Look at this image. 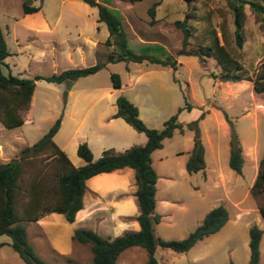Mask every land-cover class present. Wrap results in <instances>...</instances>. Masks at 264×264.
Listing matches in <instances>:
<instances>
[{
	"label": "rangeland",
	"instance_id": "1",
	"mask_svg": "<svg viewBox=\"0 0 264 264\" xmlns=\"http://www.w3.org/2000/svg\"><path fill=\"white\" fill-rule=\"evenodd\" d=\"M98 1L107 4V0ZM154 1H156L153 4L155 20L149 22L150 15L147 8ZM30 3L40 4L38 11L26 13L31 21L37 22L40 19L39 15L42 14L49 19H53L57 14L59 17L51 32L40 33L33 37L30 35V30L26 28L25 23L29 19L23 18L21 0H0V28L8 50V54L3 58L4 63L1 65L4 73L9 69L12 74L29 77L33 73L57 72L56 70L63 65L60 57L67 47V40H59V35H69L74 41L78 27L88 28L91 21L95 20V7L82 0H30ZM110 3L112 6L108 7L117 14L125 32L127 48L135 53H147L161 58L172 56L176 60L175 66L160 65L146 60L106 61L95 72L75 77L70 87L71 92L65 94L64 98L62 97L64 80L54 82L42 78L34 79L31 109L26 114L24 111L27 107L18 111L21 116H26L31 121L26 119L19 125L6 128L0 120V160L17 157L23 145L32 143L41 134L47 119L54 112L57 116L61 110L73 106L76 117L84 116L83 122L79 125L81 129L87 122L95 123L98 103H92L91 99L81 97V95L72 101V92L80 86L89 87L95 83H108V74L112 71L118 73L125 90L133 87V90L137 91L135 99L140 105V114L149 123L160 118L164 120L175 111L172 110L174 105L181 106L184 102L190 103L191 110L181 112L178 119L181 123L195 118L201 109H205V119L197 120L199 138H203V144L207 146V133L213 146L219 147L220 156L224 154L221 145L224 142L216 124V117L218 114L223 116L222 110L224 109L230 115L229 119L236 132L243 157L240 173L235 174L237 177L235 188H238L236 193L240 196V217L232 229L229 228L231 222L225 220V225L219 230L221 235L231 233L237 238V257L227 264H246L248 258L247 226L252 223L262 228L258 242V264H264V217L259 210L260 206L264 208V188L253 192L250 190V175L255 173L258 159L264 155V90L255 91L252 81L245 78L238 79V84H226L225 86V83H230L231 80L219 79L220 67L213 57H205L201 60L194 54L176 53V49L180 46L181 32L174 26L172 20L183 17L186 8L184 0H137L134 2L110 0ZM189 6L194 11L188 18L193 25L190 36L193 44L202 39L204 20L201 15L209 12L212 25L219 35L223 29L227 47L241 64L242 70L254 76L257 69L263 67L264 30L246 5L242 26L243 40L240 47H236L233 43L231 15L224 0H191ZM97 21L102 29L94 33L101 37L102 32H106L107 28L103 21ZM129 22L133 23V29L143 36L142 39L150 38L155 41H137L131 33ZM50 37L53 39L49 40ZM101 43V48H108L106 52H101L96 57L91 54L87 55L83 58L85 64H90L93 59L94 62L101 61L108 51L115 49L113 43L105 44L103 41ZM40 53L44 55L43 59L37 57ZM128 70L133 74L140 73L139 77L132 82V86L127 83ZM205 107L210 108L207 113ZM181 135L178 131H173L172 136L163 141V147H167L173 139L180 138ZM56 140L59 142V139L56 138ZM225 144H228V141ZM205 148L207 164L210 165L213 161L210 151H207L208 146ZM48 151V148L40 151L25 161L21 183L24 187L27 186L23 182L36 174L44 185H56L57 161L50 156ZM190 173L191 177L200 181L201 172L199 170ZM247 186H249L248 192L244 193ZM26 196V192L22 193L21 199L24 200ZM22 222L28 241L47 264H85L91 260V252L87 243L70 240L71 228H69L68 237L64 236L63 249L58 250L52 245L50 238L55 232L60 234V225H51L48 220H39V222L23 220ZM156 230L158 228L154 229V232ZM9 242V236L4 233L0 234V264H26L11 248ZM160 249L174 253L167 248L157 250ZM174 261H170V264L178 263L177 259Z\"/></svg>",
	"mask_w": 264,
	"mask_h": 264
},
{
	"label": "trees",
	"instance_id": "2",
	"mask_svg": "<svg viewBox=\"0 0 264 264\" xmlns=\"http://www.w3.org/2000/svg\"><path fill=\"white\" fill-rule=\"evenodd\" d=\"M41 1V0H39ZM96 8L97 20L103 21L107 28V36L103 40L105 44L115 46L114 50L107 52L105 58L92 64L64 68L48 74L34 73L29 77L18 76L9 71L4 73L0 66V120L6 128L19 125L23 122L19 110L26 108L34 79L42 78L47 81L60 82L64 79H74L77 76L90 74L98 70L106 61L132 60L159 63L161 65L175 66L174 57L161 58L147 53H135L126 46L125 32L120 24V19L111 8L98 0H82ZM134 2L137 0H128ZM186 8L182 18L172 20V23L181 32L180 46L176 49L178 54H194L201 60L205 57H213L220 67L219 79L238 80L250 79L255 91L264 90V63L257 69L254 76L248 75L242 70L241 64L227 47L225 33L220 27V35L211 23L210 13H203L202 28L203 37L196 44L190 40L193 25L189 17L193 14L189 3L184 0ZM147 10L150 15L149 22L155 20L153 16V4ZM229 9L232 22V37L236 47H240L243 40L242 26L244 22V6L246 5L254 14L264 30V0H224ZM40 4H31L30 0H21L23 13L35 12ZM8 54L2 30L0 28V65ZM109 78L113 87L120 85L118 73L110 72ZM115 110L111 116H119L133 128L142 131L145 141L142 144H131L122 150L115 151L112 148H103L100 154L93 158L85 141L76 144V154L84 162L74 166L70 163L63 150L52 140V135L58 128L61 113L32 143L23 145L17 157L0 160V234L4 233L10 238L11 248L26 264H47L33 249L27 239L23 220H36L41 214L55 211L62 213L66 221H72L74 212L81 206V195L84 190V180L88 176L100 172L109 171L122 166L133 169L135 190L134 195L138 206L135 219L138 229L124 230L113 237H103L89 227L75 226L72 228L69 238L79 243H87L91 252L90 264H115L118 253L130 245H139L146 252L144 264H156L155 251L157 248H167L174 252H183L196 240L217 230L227 218V210L217 204L211 207L203 215L201 221L190 229L181 238H163L154 234L153 224L158 221L159 214L154 209V182L156 173L150 163V151L160 147L162 139L168 137L176 129L192 130V144L184 161L187 172L202 170L204 167L203 145L199 138L197 120L201 118L205 109H201L195 118L181 123L177 118L180 109H190L191 105L184 102L176 110L162 120L159 127L147 126L138 116L136 105L125 95L118 94L115 99ZM223 116L229 126L228 136V166L240 173L242 164L241 147L236 132L229 117L222 110ZM48 148V153L57 161L55 171L56 185L46 186L38 174L31 176L22 185V173L25 161L29 157L37 155ZM264 188V155L257 163L256 173L250 186L251 192ZM27 196L21 199L22 193ZM53 193V194H52ZM264 217V208L259 207ZM262 228L252 223L247 228L248 233V258L246 264H258V242Z\"/></svg>",
	"mask_w": 264,
	"mask_h": 264
},
{
	"label": "crops",
	"instance_id": "3",
	"mask_svg": "<svg viewBox=\"0 0 264 264\" xmlns=\"http://www.w3.org/2000/svg\"><path fill=\"white\" fill-rule=\"evenodd\" d=\"M106 5L112 6L110 0H107ZM39 16L40 19L34 22L30 20L31 18H27L26 13H23V18L29 19L25 24L26 28L30 30V35L33 37H36L40 33L51 32L59 17L58 14L53 19H49L47 16H43V14ZM96 16L97 15L94 16L95 20L91 21L88 28L84 26L78 27V31L75 34L76 41L75 39L72 41L71 37L67 34V36H63L62 34L59 35V40H67V47L60 57L63 65L56 71L68 67L88 65L83 62L84 57L89 54L96 57L99 56L101 52H106L108 48L102 47V49L100 45H102L101 42L106 38L108 32L103 31L101 37L95 35L94 32L102 29ZM129 27L132 35L136 37L137 41H155L150 38L142 39L143 36L139 35V33L133 29V23L131 24V22H129ZM51 39L53 38L50 37L49 40ZM14 40L16 41L17 39L15 38ZM43 56L44 55L40 53L37 57H42L43 59ZM92 63H94V59L90 62V64ZM7 71H9V69H7ZM131 72L132 71H129L127 74V83L130 86H132V82L140 75V73L133 74ZM74 81V79H71L66 94L71 92L70 87ZM238 83L239 81L237 80L230 81V83H225V86L226 84ZM124 88V83L121 78L118 87H113L109 78L108 83H95L89 87L80 86L75 88L72 92V101H75L77 97L81 95V97L84 96L91 99L92 103H98L95 117L96 122L92 124L87 122L83 129H81L79 125L83 122L84 116L81 115V117H76L73 106L59 112L61 113V118L58 128L52 135V140L64 151L72 165L77 166L84 162L75 151L76 144L80 141L86 142L93 158L97 157L103 148L109 147L115 151H119L131 144H142L145 141V135L142 131L136 130L119 116H111L115 110L114 99L118 94L125 95L136 105L138 116L141 117L147 126L159 127L161 125L163 118L153 123L147 122L148 120H145L141 116L140 105L135 99L137 91H134L133 87L127 90ZM32 93L33 89L24 114L28 113L31 109ZM178 106L179 105H174L172 110H176ZM205 108L207 109V113L210 108ZM183 110L190 111L191 109H180L177 113L178 119ZM224 111L227 114V111ZM227 116L229 117L230 115L227 114ZM55 117L56 115L54 112L51 114L50 118L47 119L46 126L44 130H41V133L46 130ZM205 117L204 113L199 119L203 121ZM22 118L23 122L26 121V119L31 121L30 118H26V116H22ZM216 124L223 137L224 143L221 145L224 154L220 156L221 152L219 151V147L213 146L212 140L209 139L206 133L207 151H210L211 160L213 161V163L208 165V161L205 157V147L207 146L203 144V138L200 137V141L203 145L204 160V167L202 171L199 170L201 172L200 181L197 178L191 177V173L187 172L184 167V161L192 144V130L183 128L182 131H178L175 129L174 131H178L179 134H182L180 138L173 139L167 147H163V141L172 136V132L170 136L162 139L160 147L150 151V163L156 173L154 182V209L159 214L158 221L153 224V232L154 229L157 228L159 232L156 230L154 234L163 238H181L201 221L207 210L217 204H221L226 208V221L229 220L231 222L229 225L230 229L237 223L240 217V196L236 193V189L238 188H235L237 183L235 174L237 172L226 164L228 144H225V142L228 141L229 127L224 116L220 114L216 117ZM21 132L23 133V131ZM56 138L59 139V142ZM253 160H256V158H253ZM255 173L250 175V185L253 182ZM84 185L85 187L81 195V206L74 212L72 221H66L62 213L55 211L46 212L34 220L36 222H39V220H48L51 225H60L61 235L55 232L50 238L52 245L58 250L63 249L62 247L65 244L64 239L68 237L69 228L72 230L75 226L89 227L101 236L108 238L120 234L124 230H136L139 227L135 219V215L138 213V206L134 195L135 183L133 169L131 167L122 166L109 171L94 173L85 178ZM249 186L246 187L244 193L248 192ZM225 223L216 231L196 240L183 252L173 251L174 253L172 254L167 251H161V249L158 251L157 248L155 251L156 264H170V261L173 260V262H175L174 260L176 259L178 260L177 264L231 263L233 259L237 257V238L231 233L225 235L219 233V230ZM249 225L250 224H248V226ZM145 259L146 252L143 247L139 245H130L118 253L115 264H144ZM85 264H90V261Z\"/></svg>",
	"mask_w": 264,
	"mask_h": 264
},
{
	"label": "water",
	"instance_id": "4",
	"mask_svg": "<svg viewBox=\"0 0 264 264\" xmlns=\"http://www.w3.org/2000/svg\"><path fill=\"white\" fill-rule=\"evenodd\" d=\"M64 81H65V86H64V89L62 91V97L63 98L65 97L66 90L68 89V87L70 86V83H71L70 79H64Z\"/></svg>",
	"mask_w": 264,
	"mask_h": 264
}]
</instances>
